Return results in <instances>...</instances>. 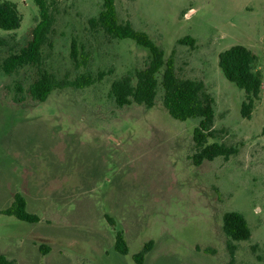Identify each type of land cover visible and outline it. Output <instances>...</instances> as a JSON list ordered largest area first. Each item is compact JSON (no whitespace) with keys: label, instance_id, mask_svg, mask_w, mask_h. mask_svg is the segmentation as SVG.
Masks as SVG:
<instances>
[{"label":"rangeland","instance_id":"obj_1","mask_svg":"<svg viewBox=\"0 0 264 264\" xmlns=\"http://www.w3.org/2000/svg\"><path fill=\"white\" fill-rule=\"evenodd\" d=\"M9 1L22 20L14 31L0 29L8 40L0 62L26 43L38 20L33 0ZM51 1L55 21L43 66L58 78L83 71L70 56L74 40L91 72L103 75L39 102L26 93L33 68L0 70V254H18L21 240L41 253L52 247L47 264H138L133 256L152 240L141 264H228L222 215L238 211L251 236L233 242L234 263L264 264V0H115L119 21L146 32L173 57L179 77L201 80L214 98L209 141L236 153L198 166L189 159L198 119L172 118L161 87L152 108L118 107L110 95L113 80L145 66L147 49L90 27L102 0ZM185 36L193 44L180 43ZM235 44L257 56L263 78L249 118L240 112L245 92L218 66V54ZM15 193L37 222L2 213ZM119 231L126 254L114 246Z\"/></svg>","mask_w":264,"mask_h":264},{"label":"trees","instance_id":"obj_2","mask_svg":"<svg viewBox=\"0 0 264 264\" xmlns=\"http://www.w3.org/2000/svg\"><path fill=\"white\" fill-rule=\"evenodd\" d=\"M38 8V20L30 29V37L17 50H12L2 57L0 70L11 74L19 68L30 66L34 77L26 87V93L34 100L45 101L54 89L73 87L84 88L100 79L103 73L95 75L87 67L89 55L79 51L76 41L71 43L70 56L75 67H84L74 78H58L43 66V50L51 46L50 34L55 16L51 0H33ZM22 16L15 2L0 0V29L14 31L20 27ZM89 25L100 30L110 38H129L139 46L147 49L148 59L143 68L124 74L112 81L110 95L118 107L131 104L152 108L155 105L158 88L162 89V105L174 119L185 121L198 119L193 128L192 139L194 150L189 155L192 164L198 166L204 160L216 157L228 158L236 153L230 145L215 140L214 98L205 90L201 80L179 77L176 73L173 57L165 58L164 50L157 45L146 32L135 29L130 22H121L117 17L115 0H102L97 16L91 17ZM180 43L193 44L185 36ZM8 40L0 36V46H6ZM257 56L246 46L235 44L218 54V66L224 77L245 92L240 112L243 117H250L255 101L259 99L263 78L255 70ZM159 74L160 79H159ZM21 91V86H17ZM2 213L12 215L19 220L35 223L38 216L26 208V199L20 193L13 195L11 204ZM222 231L227 238L231 258L228 264L234 263L233 242L248 240L251 229L245 217L238 211H226L222 215ZM153 241L144 244L142 250L133 257L141 264L143 256L152 248ZM115 249L121 254L128 252L126 242L119 231L115 236ZM0 264H13L4 255H0Z\"/></svg>","mask_w":264,"mask_h":264},{"label":"crops","instance_id":"obj_3","mask_svg":"<svg viewBox=\"0 0 264 264\" xmlns=\"http://www.w3.org/2000/svg\"><path fill=\"white\" fill-rule=\"evenodd\" d=\"M19 243L15 244V246H18V254H16V252L10 253L11 250H6L0 255H4L8 260H12L13 264H47L48 262H51V259L50 261L47 260L53 252L52 247H50L47 252L45 251L44 253H41L38 249L37 244L33 243V241H31L32 244L30 243V241L28 243H25L21 240L19 241Z\"/></svg>","mask_w":264,"mask_h":264}]
</instances>
